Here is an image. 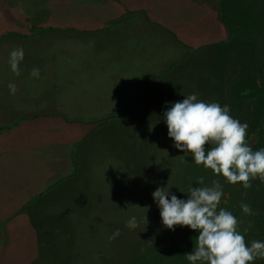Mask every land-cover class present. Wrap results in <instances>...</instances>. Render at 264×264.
I'll use <instances>...</instances> for the list:
<instances>
[{"label":"crops","instance_id":"obj_1","mask_svg":"<svg viewBox=\"0 0 264 264\" xmlns=\"http://www.w3.org/2000/svg\"><path fill=\"white\" fill-rule=\"evenodd\" d=\"M38 1V17L10 0L0 7V264H31L41 256L39 235L49 220L69 205L77 212L79 205L104 202L88 173L107 171L114 153L94 158L95 139L115 126L125 143L126 119L147 89L204 80L211 92L206 102L219 103L220 91L241 86L238 75L254 74L248 38L264 6V0ZM16 48L24 51L19 74L9 64ZM244 48L246 65L227 57ZM190 160L181 169L185 198ZM196 235L184 234L175 248L186 249Z\"/></svg>","mask_w":264,"mask_h":264},{"label":"rangeland","instance_id":"obj_2","mask_svg":"<svg viewBox=\"0 0 264 264\" xmlns=\"http://www.w3.org/2000/svg\"><path fill=\"white\" fill-rule=\"evenodd\" d=\"M10 2L16 8L24 7L27 16L41 15L42 3L38 0ZM5 5L6 0H0V7ZM227 57L230 60L235 58L244 66L250 55L244 48L240 54L230 50ZM243 72L236 77L241 86H235V90L232 86L228 94L242 98L249 107L245 139L250 145L262 126L264 87L259 85L254 74ZM240 87L247 89L238 91ZM192 93L206 101L211 92L204 80L190 82L188 86L177 85L174 81L153 86L145 91L139 105L126 119L124 127L128 139L125 143L118 137L115 126L97 135L94 158L105 150L114 153L107 171L88 173L90 182L94 184V196L104 198V202L79 205L77 212L69 205L60 218L49 220L44 233L39 235L41 256L31 264H128L137 255L160 246H170V249L159 252L142 264H188L185 254L195 248L196 236L186 249H176L175 246H180V238L192 230L187 226H175L174 231L164 228L151 193L157 186L165 185L172 187L170 191L178 198H185L181 169L190 157H185V161L183 153L172 147L162 114L166 110L165 102L181 101L183 96ZM122 149L126 150L125 163L120 167L118 160ZM224 200L223 194L221 202ZM133 215L139 224L136 229L129 230L126 221ZM117 230L119 235L113 237ZM238 231L247 241L246 233L241 229Z\"/></svg>","mask_w":264,"mask_h":264},{"label":"clouds","instance_id":"obj_3","mask_svg":"<svg viewBox=\"0 0 264 264\" xmlns=\"http://www.w3.org/2000/svg\"><path fill=\"white\" fill-rule=\"evenodd\" d=\"M23 56L22 48L9 54L10 68L17 74ZM31 74L38 76L39 69L34 68ZM8 87L16 91L14 84ZM183 97L181 101L165 102L162 119L172 147L183 153L184 160L190 157L226 183H239L245 189L251 187V180H264V148L253 150L248 145L247 123L232 117L227 105L198 99L196 93ZM171 188L157 186L151 196L164 228L174 231L175 226H187L197 233L195 248L185 254L188 264H252L264 258V240L246 244L245 236L238 231L237 217L219 207L223 196L219 180L209 186L199 177L195 187L189 186L186 198H178ZM240 207L243 214H253L249 204L242 203ZM138 224L134 215L126 221L129 230ZM118 235L119 230L113 233V237Z\"/></svg>","mask_w":264,"mask_h":264},{"label":"trees","instance_id":"obj_4","mask_svg":"<svg viewBox=\"0 0 264 264\" xmlns=\"http://www.w3.org/2000/svg\"><path fill=\"white\" fill-rule=\"evenodd\" d=\"M248 40L252 45V59L250 69L258 79L259 85L264 87V6L252 21V34ZM219 104L227 105L229 114L240 122H246L248 105L242 98L232 97L224 91L219 93ZM253 150L264 148V112L262 126L259 127L256 140L249 145ZM199 177L204 178L206 185H211L213 180H219L222 185L225 200L220 202L219 207L225 208L233 213L240 222L238 229L246 232V244L253 240H264V180L259 178L251 180V187L245 189L239 183L229 184L221 176L213 175L211 170L205 169L203 165H196L190 160L185 169L184 195L188 193L189 186H196ZM242 203L249 204L252 215H245L241 211ZM252 264H264V258L256 259Z\"/></svg>","mask_w":264,"mask_h":264}]
</instances>
